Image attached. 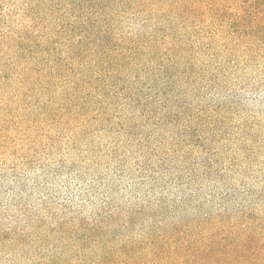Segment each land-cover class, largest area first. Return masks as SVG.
<instances>
[{
  "label": "rangeland",
  "instance_id": "obj_1",
  "mask_svg": "<svg viewBox=\"0 0 264 264\" xmlns=\"http://www.w3.org/2000/svg\"><path fill=\"white\" fill-rule=\"evenodd\" d=\"M0 264H264V0H0Z\"/></svg>",
  "mask_w": 264,
  "mask_h": 264
}]
</instances>
